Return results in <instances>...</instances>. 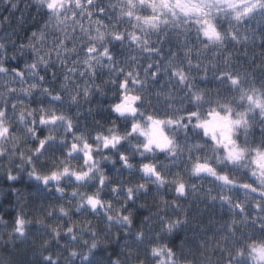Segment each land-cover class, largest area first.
I'll return each instance as SVG.
<instances>
[{
    "label": "clouds",
    "instance_id": "obj_1",
    "mask_svg": "<svg viewBox=\"0 0 264 264\" xmlns=\"http://www.w3.org/2000/svg\"><path fill=\"white\" fill-rule=\"evenodd\" d=\"M0 264H264V0H0Z\"/></svg>",
    "mask_w": 264,
    "mask_h": 264
}]
</instances>
